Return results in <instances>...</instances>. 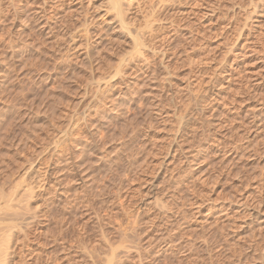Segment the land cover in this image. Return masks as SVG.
I'll use <instances>...</instances> for the list:
<instances>
[{
	"label": "rangeland",
	"instance_id": "rangeland-1",
	"mask_svg": "<svg viewBox=\"0 0 264 264\" xmlns=\"http://www.w3.org/2000/svg\"><path fill=\"white\" fill-rule=\"evenodd\" d=\"M103 1L0 0V264H264V0Z\"/></svg>",
	"mask_w": 264,
	"mask_h": 264
},
{
	"label": "bare ground",
	"instance_id": "bare-ground-1",
	"mask_svg": "<svg viewBox=\"0 0 264 264\" xmlns=\"http://www.w3.org/2000/svg\"><path fill=\"white\" fill-rule=\"evenodd\" d=\"M69 1H70V0H69ZM104 1H105V0H104ZM104 1H103V2H104ZM123 1H124V0H107V1H106V4H107L106 7L108 8V11H109V12H110V11H112V12L114 11V14L116 15L115 17H118V18H119V21L121 22V25H122V26H124L123 23H125V20H124V18H123V14H125V13H123V9H122V3H123ZM157 1H158V0H157ZM162 1H163V0H162ZM126 2H127V0H126ZM159 2H161V1H159ZM263 2H264V1H263ZM59 3H61V2H59ZM64 3H65V2H64ZM67 3H68V2H67ZM124 3H125V2H124ZM153 3H155V2H153ZM153 3H152V4H153ZM259 3H260V2H259ZM45 4H46V3H45ZM106 4H104V5H106ZM126 4H127V3H126ZM152 4H151V5H152ZM249 4H250V3H249ZM261 4H262V1H261ZM155 5H156V4H155ZM159 5H160V3H159ZM159 5H158V7H159ZM257 5H258V4H257ZM106 7H105V8H106ZM153 7H154V6H153ZM158 7H157V8H158ZM165 7H166V6H165ZM62 8H63V7H62ZM149 8H150V7H149ZM161 8H162V7H161ZM256 8H257V7H256ZM259 9H260V8H259ZM158 10H159V9H158ZM256 10H258V9H256ZM106 11H107V10H106ZM108 11H107V12H108ZM161 11H162V10H161ZM164 11H165V10H164ZM253 11L256 12L255 10H253ZM155 12H156V11H155ZM157 12H158V11H157ZM157 12H156V13H157ZM257 12H258V11H257ZM164 14H165V13H164ZM125 15H126V14H125ZM150 15H151V14H150ZM152 15H153V14H152ZM142 17H143V16H142ZM144 17H145V16H144ZM112 18H113V16H112ZM128 18H129V17H128ZM139 19H140V18H139ZM147 19H148V18H147ZM113 20H115V19H113ZM116 23H117V21H116ZM116 23H115V24H116ZM149 23H150V22H149ZM149 23L146 22V25H148ZM127 24H128V23H127ZM151 24H153V23H151ZM132 26H133V23H132ZM133 27H135V26H133ZM136 27H137V26H136ZM146 27H148V28H146L147 30H148V29H150V30H149L148 34H147L145 37H143V39H142L141 41H143L145 44H148V42H149V44H150V42H154V40H156V36H154V34H155L156 32H155V29H154L152 26H150V24H149L148 26H146ZM150 27H151V28H150ZM124 28L127 29L126 24H125ZM155 28H156V27H155ZM122 29H123V28H122ZM126 29H125V30H126ZM123 30H124V29H123ZM134 30H135V29H134ZM134 32H135V31H134ZM139 32H140V31H139ZM130 34H132V33H130ZM134 37H135V36H134ZM115 39H116V38H114V40H115ZM136 39H137V38H136ZM139 40H140V38H139ZM157 40H158V39H157ZM136 41L139 42L138 39H137ZM141 44H142V43H141ZM145 44H144V45H145ZM149 44H148V45H149ZM132 49H133V48H132ZM140 49H141V48H140ZM149 49H150V47H149ZM130 50H131V49H130ZM131 58H132V57H131ZM130 60H131V59H130ZM137 70H138V69H137ZM135 71H136V70H135ZM77 121H78V120H77ZM90 121H91V120H90ZM75 124H76V123H74L73 126H75ZM85 124H86V123H85ZM88 125H89V124H88ZM81 126H82V125H81ZM85 126H86V125H85ZM77 128H78V126H77ZM81 129H82V128H81ZM76 132H77V131H76ZM69 134H70V133H69ZM67 135H68V134H67ZM73 135H75V134H73ZM77 135H78V133H77ZM81 135H82V134H81ZM69 136H70V135H69ZM64 139H65V138H64ZM74 140H75V139H74ZM75 141H76V140H75ZM60 144H61V142H60ZM61 146H62V145H61ZM59 147H60V146H59ZM64 149H65V148H64ZM66 150H67V149H66ZM64 152H65V151H64ZM61 155H62V152H61ZM80 157H81V156H80ZM86 157H87V156H86ZM84 158H85V156H84ZM80 159H81V158H80ZM61 160H62V159H61ZM64 160H65V159H64ZM62 161H63V160H62ZM71 162H72V161H71ZM63 163H64V162H63ZM63 163H62V164H63ZM66 164H67V163H65V166H66ZM83 165H84V167H85V164H84V163H83ZM83 165H82V167H83ZM70 166H71V165H70ZM73 166H74V165H73ZM87 166H89V165H87ZM77 167H78V166H77ZM80 167H81V166H80ZM80 167H78V168H80ZM84 167L82 168V173H83V174H84V173L87 174L86 169L89 170V169H88L89 167H88V168H84ZM61 169H62V171H63V167H62ZM70 169H71V168H70ZM53 171H54V170H53ZM59 171H61V170H59ZM66 172H67V171H66ZM54 173H55V171H54ZM55 174H56V173H55ZM63 174H65V172H64ZM70 174H71V172H70ZM56 175H57V174H56ZM80 175H81V174H80ZM90 175H91V174H90ZM59 176H60V175H59ZM81 176H82V175H81ZM83 176H84V175H83ZM86 177H87V176H86ZM90 177H91V176H90ZM90 177H89L88 179H90ZM72 178H73V177H72ZM75 179H77V178H75ZM58 180H59V179H58ZM60 181H61V180H60ZM82 181H84V179H82ZM57 182H58V181H57ZM64 182H65V181H64ZM74 182H75V181H74ZM79 182H80V181H79ZM58 183H60V182H58ZM66 183H67V182H66ZM66 183H65V184H66ZM71 183H72V182H71ZM71 183H70V184H71ZM76 183H77V182H76ZM81 183H82V182H81ZM83 183H84V182H83ZM84 184H86V183H84ZM56 185H57V184H56ZM58 185H59V184H58ZM18 186H19V185H18ZM59 186H60V185H59ZM83 186H84V185H83ZM63 187H64V186H63ZM71 187H72V186H71ZM48 188H49V187H48ZM86 188H87V187H86ZM86 188H85V190H86ZM49 189H50V188H49ZM88 189H89V188H88ZM29 190H30V189H29ZM29 190H28V191H29ZM50 190H51V189H50ZM75 190H76V189H75ZM47 191H48V190H47ZM87 191H88V190H87ZM26 192H27V191H26ZM30 192H31V191H30ZM73 192H74V191H73ZM73 192H72V193H73ZM31 193H32V192H31ZM47 193H48V192H47ZM70 193H71V192H70ZM72 193H71V194H72ZM90 193H91V192H90ZM32 194H33V193H32ZM77 194H78V193H77ZM80 194H81V193H80ZM66 195H67V194H66ZM74 195H75V194H74ZM85 195H86V194H85ZM91 195H92V194H91ZM24 196H25V195H24ZM24 196H23V197H24ZM31 196H32V195H31ZM78 196H79V195H78ZM82 196H83V195H82ZM32 197H33V196H32ZM74 197H75V196H74ZM87 197H88V196H87ZM85 198H86V197H85ZM90 198H91V197H90ZM65 199H66V198H65ZM70 199H71V198H70ZM80 199H81V198H80ZM75 200H76V199H75ZM83 200H84V199H83ZM87 201H88V199H87ZM92 201H93V200H92ZM92 201H91V203H92ZM81 202H82V200H81ZM89 202H90V199H89ZM65 203H66V202H65ZM73 203H74V201H73ZM73 203H72V205H73ZM79 203H80V202H79ZM87 203H88V202H87ZM87 203L85 202V204H87ZM80 204H81V203H80ZM83 204H84V203H83ZM88 204H89V203H88ZM93 205H94V204H93ZM86 206H87V205H85V207H86ZM89 206H90V204H89ZM7 207H8V206H7ZM87 207H88V206H87ZM91 207H92V204H91ZM92 208H93V207H92ZM4 209H5V208H4ZM73 209H74V208H73ZM87 209H88V208H87ZM93 209H94V208H93ZM6 210H7V209H6ZM64 210H65V209H63V211H64ZM76 211H78V210L75 209V212H76ZM4 212H5V210H4ZM68 212H69V211H68ZM73 213H74V212H73ZM173 214H174V216H175L176 213H173ZM75 215H76V214H75ZM75 215H74V216H75ZM158 215H159V214H158ZM177 215H178V214H177ZM48 216H49V215H48ZM71 216H72V215H71ZM74 216H73V217H74ZM164 216H165V215H164ZM172 216H173V215H172ZM77 217H78V216H77ZM68 218H69V217H68ZM155 218H157V217H155ZM70 219H71V218H70ZM78 219H79V218H78ZM153 219H154V218H153ZM66 220H67V219H66ZM154 220H155V219H154ZM175 220H176V219H175ZM79 221H80V220H79ZM58 222H59V221H58ZM142 222H143V221H142ZM152 222H153V221H151V224H154L155 221H154L153 223H152ZM67 223H68V222H67ZM81 223H83V222H81ZM57 224H58V223H57ZM61 224H63V222H62ZM144 224H145V223H144ZM146 224H147V223H146ZM80 225H81V224H80ZM82 225H83V224H82ZM55 226H56V225H55ZM53 227H54V226H53ZM67 227H68V226H67ZM83 227H84V226H83ZM154 227H156V226L154 225ZM80 228H81V227H80ZM54 229H55V228H54ZM54 229H53V230H54ZM59 229H60V228H59ZM70 229H71V228H70ZM70 229H69V230H70ZM74 229H75V228H74ZM85 229H86V227H85ZM149 229H150V227H149ZM151 230H152V229H151ZM24 231H25V230H24ZM65 231H67V230H65ZM83 231H84V229H83ZM102 231H103V230H102ZM149 231H150V230H149ZM153 231H154V230H153ZM0 232H1V231H0ZM56 232H57V231H56ZM61 232H63V231H61ZM61 232H60V233H61ZM71 232H72V231H71ZM90 232H91V231H90ZM105 232H106V231H105ZM27 233H28V232H27ZM53 233H54V231H53ZM53 233H52V234H53ZM58 233H59V232H58ZM68 233H70V232H68ZM72 233H73V232H72ZM92 233H93V232H92ZM149 233H150V232H149ZM70 234H71V233H70ZM105 234H107V233H105ZM142 234H144V233H142ZM145 234H148V232L145 233ZM145 234H144V235H145ZM152 234H153V233H151V235H152ZM5 235H6V234H5ZM7 235H8V234H7ZM49 235H50V234H49ZM64 235H66V234H64ZM112 235H113V234H112ZM148 235L151 237L150 234H148ZM3 236H4V235H3ZM53 236H54V234H53ZM60 236H61V235H60ZM60 236H59V237H60ZM90 236H91V235H90ZM145 236H146V238L149 237V236H147V235H145ZM161 236H162V234H161ZM170 236H171V235H170ZM174 236H175V235H174ZM25 237H26V236H25ZM46 237H47V236H46ZM48 237H49V236H48ZM59 237L57 238V237L55 236V240H56V239L58 240ZM126 237H128V236H126ZM129 237H130V236H129ZM129 237H128V238H129ZM0 238H2V237H0ZM9 238H10V237H9ZM88 238H89V237H88ZM128 238H127V239H128ZM152 238H153V237H152ZM3 239H5V238H3ZM6 239H7V238H6ZM10 239H11V238H10ZM24 239H25V238H24ZM48 239H49V238H48ZM149 239H150V238H149ZM156 239H157V236H156ZM161 239H162V238H161ZM57 240H56V242H57ZM60 240H61V239H60ZM108 240H109V239H108ZM144 240H145V239H144ZM154 240H155V239H154ZM158 240H159V239H158ZM168 240H169V239H168ZM1 241H2V240H1ZM22 241H23V239H22ZM25 241H26V240H25ZM28 241H29V240H28ZM58 241H59V240H58ZM66 241H67V240H66ZM85 241H86V240H85ZM87 241H88V240H87ZM120 241H121V240H120ZM129 241H130V240H128V242H129ZM142 241H143V240H142ZM156 241H157V240L153 241V243L156 242ZM11 242H12V241H10V243H11ZM19 242H20V241H19ZM59 242H60V241H59ZM59 242H58V243H59ZM117 242H118V241H117ZM121 242H123V240H122ZM143 242H144V241H143ZM160 242H161V241H160ZM163 242H164V241H163ZM167 242H168V241H167ZM10 243H9V244H10ZM26 243H27V242H26ZM48 243H49V242H48ZM50 243H51V242H50ZM54 243H55V242H54ZM58 243H57V244H58ZM61 243H62V242H61ZM85 243H86V242H85ZM87 243H88V242H87ZM126 243H127V242H126ZM171 243H172V242H171ZM14 244H15V243H14ZM45 244H46V243H44V245H45ZM57 244H56V245H57ZM101 244H102V243H101ZM101 244H100V245H101ZM104 244L107 245V243H104ZM137 244H138V243H137ZM22 245H23V242H22ZM44 245L42 244V246H44ZM48 245H49V244H48ZM58 245H59V244H58ZM68 245H69V243H68ZM109 245H111V244H109ZM138 245H139V244H138ZM138 245H136V247H132L133 245H127V246H129V248H128L126 245H124V247L126 246V247H125V250H129V249H131L129 252H127V255H128V253L130 254V252H131L132 250L135 251L136 249H139L138 251L136 250V252L138 253V254H136V256L138 255V257L135 258V259H138V260H135V261H134L133 259H131V255H132V254L130 255V258H129V259H131L132 261H134L132 264H145V263H146L145 261H148L147 263L150 264V263L152 262V261L150 262V259H151L153 256H155V254L152 253L153 256H152V257L149 256V255H151V251H150L151 248H148V251H147V249H146L147 245L145 246V244H144V245L142 244V246L144 247V248L142 247V248L144 249V250H143V249H142V250L145 251V252L147 251V252H146L147 254L144 255V254H143V251H142L141 248H140V247H141V244H140V247H139ZM157 245H158V244H157ZM157 245L155 244V246H157ZM2 246H3V245H2ZM24 246H26V244H25ZM98 246H99V245H98ZM98 246H97V247H98ZM122 246H123V244H122ZM130 246H131V248H130ZM12 247H13V246H12ZM28 247H29V246H28ZM55 247H56V246H55ZM58 247H59V246H58ZM70 247H71V246H70ZM86 247H87V246H86ZM4 248H6V247H4ZM9 248H10V247H9ZM16 248H17V247H16ZM26 248H27V246H26ZM59 248H61V247H59ZM77 248H78V246H77ZM100 248H101V246H100ZM127 248H128V249H127ZM132 248H135V249H132ZM17 249H18V248H17ZM20 249H21V248H20ZM23 249H24V247H23ZM29 249H30V247H29ZM29 249H28V251H29ZM12 250H13V249H12ZM15 250H16V249H15ZM25 250H26V249H25ZM89 250H90V247H89L88 251H89ZM100 250H101V249H100ZM18 251H19V249H18ZM21 251H23V250H21ZM61 251H62V250H61ZM61 251L59 250V252H61ZM70 251H71V250H70ZM102 251H103V250H102ZM155 251H156V250H155ZM157 251H158V250H157ZM25 252H26V251H25ZM31 252H32V251H31ZM31 252H30V253H31ZM42 252H43V251H42ZM55 252H56V251H55ZM57 252H58V251H57ZM59 252H58V253H59ZM67 252H68V251H67ZM90 252H91V251H90ZM92 252H93V251H92ZM92 252H91V253H92ZM104 252H105V251H104ZM107 252H108V251H107ZM111 252H112V253L114 252V255H113L112 253H110L111 256H115L114 258L117 259V258L119 257V256L117 255L119 252L116 253V250H115V251H112V250H111ZM125 252H126V251H125ZM136 252H135V253H136ZM158 252H159V251H158ZM14 253H15V252H14ZM17 253H18V252H17ZM19 253H22V252H19ZM23 253H24V252H23ZM23 253H22V254H23ZM61 253H62V252H61ZM61 253H60V254H61ZM99 253H100V252H99ZM115 253H116V254H115ZM135 253H134V254H135ZM2 254H3V252H2ZM41 254H42V253H41ZM53 254H54V253H52V255H53ZM63 254H64V253H63ZM67 254H68V253H67ZM95 254H96V251H95ZM95 254H94V255L91 254V255L94 257ZM20 255H21V254H20ZM28 255H29V254H28ZM39 255H40V254H39ZM72 255H73V254H72ZM116 255H117V257H116ZM156 255H157V253H156ZM2 256H3V255H2ZM6 256H7V255H6ZM23 256H24V255H23ZM54 256H56V254H54ZM80 256H81V255H80ZM92 256H91V257H92ZM100 256H101V255H100ZM111 256H109V258H110ZM132 256H133V255H132ZM39 257H40V256H39ZM52 257H53V256H52ZM52 257H51V258H52ZM57 257L59 258V256H57ZM65 257L67 258V255H66ZM65 257H64L63 259H65ZM68 257H69V255H68ZM78 257H79V256H78ZM93 257H92V258H93ZM95 257H96V258H97V257L99 258V259L97 258L98 260L96 259L98 264H100L99 262H102V263H103V261H101L102 259H100L99 256H95ZM134 257H135V256H134ZM28 258H30V257H28ZM51 258H50V260H51ZM55 258H56V257H55ZM87 258H88V257H87ZM109 258H107V259L109 260ZM127 258H128V257H127ZM132 258H133V257H132ZM153 258H155V257H153ZM153 258H152V259H153ZM26 259H27V258H26ZM30 259H31V258H30ZM52 259H53V258H52ZM59 259L62 260V258H59ZM80 259H83L82 256H81ZM89 259H90V258H89ZM93 259H94V258H93ZM104 259H105V257H104ZM104 259H103V260H104ZM112 259H113V257L111 258V260H112ZM38 260H39V259H38ZM54 260H55V259H54ZM66 260H67V259H66ZM85 260H87V259H85ZM96 260H95V261H96ZM117 260H118V259H117ZM131 260H130L129 263H131ZM1 261H2V260H1ZM57 261H58V264H59V260H57ZM63 261H64V260H63ZM63 261H62V262H63ZM68 261H69V260H68ZM68 261H66V262H68ZM114 261H115V260H114ZM122 261H123V260H122ZM122 261L120 260L119 262L121 263ZM126 261H129V260H126ZM154 261H156V260L154 259ZM43 262H44V261H43ZM60 262H61V261H60ZM74 262H75V261H74ZM105 262L107 263V260H106ZM110 262H111V261L109 260V264L112 263V262H111V263H110ZM115 262H116V261H115ZM38 263H39V262H38ZM71 263H72V262H71ZM82 263H83V262H82ZM95 263H96V262H95ZM97 263H96V264H97ZM120 263H119V264H120ZM152 263H153V262H152ZM154 263H155V262H154ZM154 263H153V264H154ZM46 264H47V263H46ZM66 264H67V263H66ZM86 264H87V262H86ZM104 264H105V263H104ZM113 264H114V263H113ZM122 264H123V263H122ZM126 264H128V262H126ZM155 264H156V263H155Z\"/></svg>",
	"mask_w": 264,
	"mask_h": 264
}]
</instances>
